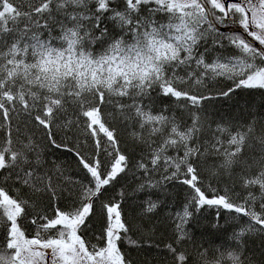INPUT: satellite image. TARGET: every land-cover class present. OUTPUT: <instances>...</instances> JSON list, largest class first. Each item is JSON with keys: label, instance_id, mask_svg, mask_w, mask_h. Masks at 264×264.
I'll return each mask as SVG.
<instances>
[{"label": "snow or ice", "instance_id": "6c2138e0", "mask_svg": "<svg viewBox=\"0 0 264 264\" xmlns=\"http://www.w3.org/2000/svg\"><path fill=\"white\" fill-rule=\"evenodd\" d=\"M113 2L29 0V10L21 11L15 0H0V119L8 124L6 139L0 145V171L8 172L5 182L15 177V182L33 192L49 193L57 199L53 176L40 171L42 161L36 146L30 139L13 140V113H39L33 118L47 131L50 144L73 151L67 144H58L51 130L57 119L72 108L76 119L66 120L61 127L71 130L83 118L97 150L92 159L74 152L91 178L80 185L79 206L67 211L56 207L51 217L37 213L31 220L36 226L31 237L19 223L27 215L28 202L11 196L0 186V222L7 225L0 264H130L121 243L140 245L128 236L130 228L120 201L101 205L106 216V226L98 238L101 243L90 244L80 234L93 214L95 200L129 168V158L120 151L115 130L104 120L105 104L112 105L125 122L139 125L140 131L132 135L147 152L135 165L145 177L137 191L173 180L193 191L189 203L176 214L178 243L188 238L185 226L193 215L191 205L197 211L207 205L249 217V226L233 234L235 241L242 243V238L253 231L264 232V215L249 203L256 200L251 192L243 203L236 204L227 195L209 198L199 186L201 160L214 157L220 163L212 165V176L258 167L254 177L243 178V185H258L264 200V134L255 136L253 126H249L246 131L231 133L225 143L221 137L229 129L217 125L212 140L198 142L204 130L200 105L213 98L198 94L207 80L232 82L233 87L219 93L223 97L242 88L264 90V0H124L123 10L113 8ZM160 15L166 17V22L157 19ZM109 22L118 34L109 30ZM232 24L237 30L228 34L221 31ZM212 33L219 36L215 44L223 47L222 41L227 40L238 54L218 55L209 62L208 49L201 52L199 48ZM155 88L189 112L190 126H183L163 111L154 114L144 105V99ZM125 99L130 103H124ZM16 132L19 135L18 128ZM101 135L113 150L107 168L99 158ZM250 138L255 158H244ZM169 150L177 155H169ZM161 169L163 180L153 181L151 174ZM159 206V201L149 198L143 213H154ZM167 247L180 264H188L191 256L187 252ZM208 252H199L196 264H242L237 251L217 250L218 254L211 257Z\"/></svg>", "mask_w": 264, "mask_h": 264}, {"label": "trees", "instance_id": "16d2710c", "mask_svg": "<svg viewBox=\"0 0 264 264\" xmlns=\"http://www.w3.org/2000/svg\"><path fill=\"white\" fill-rule=\"evenodd\" d=\"M15 3L20 5L21 11L29 10V0H15ZM111 6L123 10L125 7L124 0H114ZM149 7H154V5ZM157 19L161 22L166 21V17L162 15L158 16ZM108 27L113 34H118V29L111 22H109ZM216 39H219V36L212 33L201 41L199 51L203 52L205 48L208 49L206 57L208 61L218 55L230 54L233 51L227 40L222 41L223 47H221L220 44L214 43ZM96 49L99 50V45L96 46ZM236 51L234 50V53ZM177 71L181 75L184 74L183 69ZM230 87H233L232 82L222 78L207 80L199 87L198 94L213 97L203 101L200 105L199 114L204 130L199 138V143L212 140L217 125L229 129V133H225L221 137L225 143L231 133L246 131L249 126H253L255 136L264 134V90L242 88L237 89L228 97L219 95L220 92L227 91ZM123 102L130 103L126 99ZM143 103L154 114L163 111L165 115L176 117L183 126L191 125L189 112L182 109L174 98L160 95L158 88L153 89ZM102 111L107 125L115 130L120 151L129 158V168L107 186L95 200L93 214L87 219L86 226L80 233L86 241L90 244L101 243L98 238L106 226V216L102 212L101 205L102 203L120 201L123 218L130 228L128 236L140 245L132 246L127 241L121 243V251L130 264H180L168 250V245L175 247L177 252H187L191 256L188 264H196V256L204 250H209L210 257L213 254H218L217 250L237 251L240 254L242 264H264V232L253 231L248 233L242 238V243L233 240L234 233L249 226V217L223 208L217 209L215 206L205 205L197 211L196 207L191 205L189 210L193 215L185 226L188 238L178 243L176 214L182 212L184 206L189 203L194 195L193 191L187 185L180 183L179 180L162 182L157 188L137 191L145 177L141 171L136 169L135 165L140 157L147 152L146 146L134 139L132 135L134 131H140L139 125L134 126L131 120L125 122L119 118L112 105L105 104ZM192 111L195 112L196 109H192ZM37 114L39 113L35 111L31 116L22 112L20 114L13 113L11 121L12 138L14 141L24 140L25 142L30 139L36 146V152L39 153L42 161L40 171L53 176V183L57 187V199H52L49 193L33 192L30 187L15 182V177L5 182L8 172L0 171V186L4 187L11 196L28 202L27 215L19 221L28 237L36 233V226L31 223V220L37 213L47 214L51 217L54 215L56 207L67 211L79 206L80 185L87 184L91 178L74 152L79 151L89 159L95 158L97 155L93 137L86 131L83 118L80 119L79 126L74 124L71 130L61 127L66 120L76 119L72 108L68 109L66 115L57 119L51 130L58 144H67L73 151L55 148L50 144L47 131L39 126L33 118ZM17 128L19 135L16 132ZM7 132L8 124L0 119V145L4 143ZM215 135L220 134L215 133ZM252 143L250 138L249 147L244 150V158H255L251 151ZM100 147L99 158L107 168L112 159L109 153H112L113 150L102 135ZM168 154L177 155L174 150H169ZM179 154L182 155V152ZM219 163L220 159L214 157L207 159V161L201 160L199 172L202 182L199 186L205 191V194L209 198H212L213 195H227L233 203L241 204L251 192L256 197L254 202H249L251 208L264 215V211L261 210V204H264V200L261 199L259 186L254 185L245 188L243 185V178L254 177L259 171L258 167L254 166L245 172H241L237 168L232 173L212 176V165ZM57 169H59V173ZM164 175L165 173L161 169L153 172L151 178L153 181H162ZM180 179H183V176ZM149 198L153 201H159L160 206L154 213L145 215L143 209ZM217 212H219V217H217ZM256 227L259 228V225ZM6 235L7 225L0 222V249H4ZM238 243L239 247H237Z\"/></svg>", "mask_w": 264, "mask_h": 264}, {"label": "rangeland", "instance_id": "374dc122", "mask_svg": "<svg viewBox=\"0 0 264 264\" xmlns=\"http://www.w3.org/2000/svg\"><path fill=\"white\" fill-rule=\"evenodd\" d=\"M165 22H166V21H165ZM235 50H236V49H235ZM236 54H238V53H230V54H225V55L223 54V56H231V55H236ZM215 58H216V57H215ZM215 58H214V59H215ZM209 62H211V60H209ZM193 67H194V65H193Z\"/></svg>", "mask_w": 264, "mask_h": 264}, {"label": "flooded vegetation", "instance_id": "af4514ba", "mask_svg": "<svg viewBox=\"0 0 264 264\" xmlns=\"http://www.w3.org/2000/svg\"><path fill=\"white\" fill-rule=\"evenodd\" d=\"M231 26H234L235 28H237V25H235V24H232ZM222 28H225V27H222ZM0 251H4V249H0Z\"/></svg>", "mask_w": 264, "mask_h": 264}, {"label": "water", "instance_id": "95a60500", "mask_svg": "<svg viewBox=\"0 0 264 264\" xmlns=\"http://www.w3.org/2000/svg\"><path fill=\"white\" fill-rule=\"evenodd\" d=\"M229 31H232L231 29H229Z\"/></svg>", "mask_w": 264, "mask_h": 264}]
</instances>
